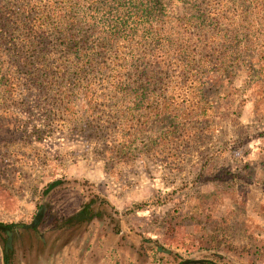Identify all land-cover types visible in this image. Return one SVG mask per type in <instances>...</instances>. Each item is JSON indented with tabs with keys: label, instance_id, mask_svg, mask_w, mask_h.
<instances>
[{
	"label": "trees",
	"instance_id": "1",
	"mask_svg": "<svg viewBox=\"0 0 264 264\" xmlns=\"http://www.w3.org/2000/svg\"><path fill=\"white\" fill-rule=\"evenodd\" d=\"M210 73L237 94V100L222 103L226 108L236 101L243 107L247 85L254 81L264 94V0H0V111L10 102L6 95L19 88L38 94L36 106L48 118H60L55 112L61 109L62 114L79 97L87 108L86 121L107 131L103 152L110 153L109 160L116 154L132 156L138 137L151 134L156 125L164 128L156 131L153 143L204 140L211 124L203 120L205 111L214 109L203 82ZM243 74L245 87L238 88L235 81ZM19 100L25 108L27 103ZM16 102L13 97L11 105ZM3 117L0 122L7 119ZM193 123L201 128H184ZM116 128L119 137L113 140L110 133ZM258 134L247 140L257 138L258 144L241 156L234 170L211 174L225 176L226 186L213 185L202 211L187 216L196 220L201 237L215 244L205 251L231 245L226 235L238 223L230 218L244 213L250 186L264 179V154L257 160L260 156L253 153L264 151L259 144H264V132ZM61 183L51 182L44 193ZM102 204L104 199L93 196L57 227L93 219L110 223V215L99 209ZM227 206L229 211L223 212ZM34 219L38 221V211ZM0 225L10 231L16 226ZM0 233L5 236L3 261L10 264L12 245Z\"/></svg>",
	"mask_w": 264,
	"mask_h": 264
},
{
	"label": "rangeland",
	"instance_id": "2",
	"mask_svg": "<svg viewBox=\"0 0 264 264\" xmlns=\"http://www.w3.org/2000/svg\"><path fill=\"white\" fill-rule=\"evenodd\" d=\"M253 60L248 58L247 64ZM244 75L235 81L238 88L245 87ZM203 82L206 97L214 102L203 119L211 121L205 141L153 143L156 131L164 128L156 125L151 134L138 137L132 156L116 154L112 160L103 152L107 131L86 121L87 108L76 94L73 107L55 112L60 118L43 114L36 92L19 88L15 95L7 94L10 102L0 111L7 118L0 122V224L16 225L10 264H181L200 259L225 264L227 257L232 259L225 250L205 251L215 244L207 243L196 220L187 216L202 211L213 185L226 186L225 176L211 174L234 170L241 156L258 144L257 138L247 140L264 132V94L254 81L247 85L243 107L236 101L226 108L225 100H237V94L224 89L214 73ZM13 97L17 102L11 105ZM192 126L193 132L201 128L196 123L184 128ZM119 131L110 133L113 140ZM56 180L62 183L44 193ZM93 196L106 202L99 209L110 215V223L93 219L57 227ZM4 243L0 233V264Z\"/></svg>",
	"mask_w": 264,
	"mask_h": 264
},
{
	"label": "crops",
	"instance_id": "3",
	"mask_svg": "<svg viewBox=\"0 0 264 264\" xmlns=\"http://www.w3.org/2000/svg\"><path fill=\"white\" fill-rule=\"evenodd\" d=\"M259 144L264 147L261 141H259ZM256 150H254L253 153L260 157L254 158L257 160L261 159L264 151H259L257 153L255 152ZM259 170L260 169H258V171ZM243 206L244 213L237 212L230 218L231 222L235 221L238 225L230 231V234L227 233L226 235V238L231 240V245L229 244L228 248L223 251L232 259L227 257V261L224 260V263L264 264V179L256 180V182L250 186L249 193L246 196ZM224 209L228 212L230 207L227 206ZM250 225H252L251 228ZM247 231L249 232L248 235L251 233L252 237L245 235ZM249 239H251V241ZM204 260L206 261L201 264L210 261L207 259Z\"/></svg>",
	"mask_w": 264,
	"mask_h": 264
},
{
	"label": "water",
	"instance_id": "4",
	"mask_svg": "<svg viewBox=\"0 0 264 264\" xmlns=\"http://www.w3.org/2000/svg\"><path fill=\"white\" fill-rule=\"evenodd\" d=\"M0 231L7 232L10 235L9 230L5 226L0 225ZM10 244L11 243L9 241V244L8 245H10ZM205 261L206 260H202V259H200V260H189V261H183L181 264H201V263H203Z\"/></svg>",
	"mask_w": 264,
	"mask_h": 264
},
{
	"label": "flooded vegetation",
	"instance_id": "5",
	"mask_svg": "<svg viewBox=\"0 0 264 264\" xmlns=\"http://www.w3.org/2000/svg\"><path fill=\"white\" fill-rule=\"evenodd\" d=\"M34 223H36V222H34ZM29 228H31V230H34V229H35V227H33L32 224L30 225ZM9 232H10V235H9L7 232H4V233H6V234L9 236V240H8L7 244H9V241H10V243H11V245H12V243H13V239H12L11 236H12L13 231H10V230H9Z\"/></svg>",
	"mask_w": 264,
	"mask_h": 264
}]
</instances>
